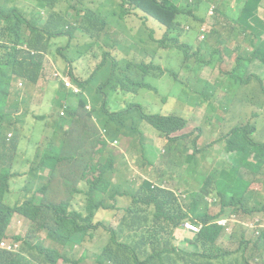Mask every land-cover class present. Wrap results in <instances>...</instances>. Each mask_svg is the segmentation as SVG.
Wrapping results in <instances>:
<instances>
[{
  "label": "trees",
  "instance_id": "1",
  "mask_svg": "<svg viewBox=\"0 0 264 264\" xmlns=\"http://www.w3.org/2000/svg\"><path fill=\"white\" fill-rule=\"evenodd\" d=\"M18 1L20 0H0V64L5 62L2 60L4 48L7 53L6 62L10 66V70L0 77V168L2 161L11 157L5 152L8 149L6 124L12 119L11 111L18 110L29 98L23 89L15 86L17 77L37 82L42 53L57 45L60 38H63L66 45L58 49V52L70 67L71 76V66L94 53L87 50L84 43L81 48L74 45V40L79 35L85 37L94 26V21L88 22L87 19L95 8L93 0H24V8L17 9ZM120 1L119 6L124 11L140 9L148 13V16H144L143 23L148 24L150 29L143 33L144 36H153L155 33V29L151 27L155 25L151 18L165 24L168 27L167 39L179 41L181 36H185V57L203 60L209 69L217 63L228 61L231 53L226 41L229 35L223 36V52H212L207 60L204 45L195 42L192 34L200 32L213 38L223 26L228 27L229 22L238 25L232 32L238 34V39L248 41L251 48L246 50L237 47L232 67L228 71H221V81L197 75L196 79L199 83H204L205 87L195 88V91L200 96L216 83L233 90L237 97L236 105L246 101L249 88H244L245 85L251 83L253 76L258 78L251 68L256 61L264 63L263 22L254 16V9L258 8L261 0H247L244 6L233 10L226 22L216 11L210 15L211 1L214 0ZM176 3L186 4L190 17ZM105 4L111 5L110 12L114 11L113 0H105ZM210 21L216 25L208 29L204 25ZM180 22L184 29H179ZM2 38L10 44H2ZM19 45H30L33 51H22L18 48ZM107 57L103 56L88 79L73 77L81 87L79 94L68 90L63 82L60 83L56 96L59 99L65 97L68 102L66 114H59L53 121V126L60 130L64 123L75 118L89 117L92 124H95L96 119L107 130L110 138L119 142L123 130L133 127V134L139 129L137 123L151 122L153 131L159 138L167 139L169 145L164 149L153 145L149 147L140 137L146 164L153 165L160 160L163 166H176L182 165L185 159L188 163L185 173L200 182L199 187H194L188 193V212L193 213V222L201 225L200 231L194 235L195 241L187 245H178L175 241L174 230L184 220L181 219L188 215L180 214L182 210L181 203H178L179 197L171 190L154 186L147 179L138 189L131 187L132 181L122 182L116 149L108 151L110 156L105 162L108 142L100 140L96 152L79 160L77 175L71 181L56 169V165L64 157L60 155L65 150L63 143L61 147L50 145L42 153L43 159H54L56 162L46 177L39 175L40 165L36 166L30 157L23 161L24 172L0 169V242L7 238L14 214L24 216L32 225L24 236H15L16 241L22 242L18 249L0 248V264H60L57 262L60 256H63L61 259L67 264H80L85 258H90L96 264H171L177 258L185 260L186 264H264V233L259 237L252 235L253 237L248 238L243 227L237 233L233 231L234 227L220 223L221 220L238 218L235 214L242 209L256 224L264 225V187L256 180L260 173L263 172L264 175V165L257 162L253 151L254 148H264V129L257 132V138L254 137L255 125L264 120V117L255 115L250 110L244 113V121L237 112L225 114L222 120H218L215 116L216 107L208 112L204 127L200 126L189 134L193 142L189 145L184 141L188 137L186 134H177L184 129L188 115L181 112L182 107L178 112L175 107L168 114L149 115L144 108L149 95L143 99L144 106L138 102L112 105L110 101L121 88L132 90L135 94L142 88L157 92L150 82L153 76L164 81L165 71L158 69L162 66L164 56L157 55L150 63L145 61V67H140L134 59L119 67L121 58L111 56L110 60ZM111 74L112 77H109ZM185 86L183 80L182 87L176 91L170 90L168 96H173ZM238 86L243 89L237 91ZM216 91L200 98L213 106ZM251 98L248 97V100ZM89 103L91 107H88ZM245 121L247 125L244 124ZM73 124L79 127L81 133L89 129L87 125L74 121ZM224 130L231 132L226 143L223 142L224 137L210 144H199L204 143V135L213 137ZM214 143L223 145V150L216 156L212 155ZM234 151L242 154L239 165H223L220 162L221 154ZM77 155L78 153L73 154ZM209 158L212 162L206 165ZM48 164L45 162V165ZM27 168L30 169L28 172ZM13 178L15 188L10 191ZM84 183L89 184L87 190L82 187ZM80 195H85L87 201L78 202L77 197ZM210 197L221 201L220 211L216 214L208 211ZM129 201L123 207L128 220L119 218L116 222H110L96 218L99 210H113ZM138 202L155 206L153 224L147 222L149 213L141 216L140 209L132 206ZM41 232H46V238L51 239L58 249L46 247L40 236ZM89 238H96L97 253L95 257H91L88 252H82L80 260L78 251ZM230 243L240 247L241 255H234ZM247 250L253 252L249 257L246 256Z\"/></svg>",
  "mask_w": 264,
  "mask_h": 264
},
{
  "label": "rangeland",
  "instance_id": "2",
  "mask_svg": "<svg viewBox=\"0 0 264 264\" xmlns=\"http://www.w3.org/2000/svg\"><path fill=\"white\" fill-rule=\"evenodd\" d=\"M93 1H100V0H93ZM101 2V1H100ZM120 0H113V3L115 4L114 11L110 12L109 17V27L111 29V39L110 41L102 48L94 51V53L85 56L81 59H79L76 63H74L71 66L72 70V82L73 84L78 85L75 80L73 79H80V80H86L89 78V76L93 73L95 68L101 61L103 60V56H108L111 60V56L120 57L122 51H123V43L129 38L131 32H137L141 33L143 35L144 32L149 31L148 24H144V16H148V13L140 10V9H134L131 11L123 10L119 3ZM16 3V2H15ZM12 3L16 6L18 5V8H24V0L18 1L16 4ZM108 9H111V5L106 4ZM129 7V5H127ZM211 17L212 16H208ZM261 20L264 21V15L259 17ZM151 21L149 20L148 23ZM154 25H151L153 27ZM206 28L211 29L213 24L212 23H205L204 25ZM229 34V30L223 26L221 28V31L219 34H216L213 38L206 40L204 38V35L193 33L192 37L193 40L198 39V41L201 44L205 45L204 52L207 53L206 59H210V55L212 52H223V48H225L222 44L223 36H226ZM144 36V35H143ZM264 36V35H263ZM234 39H232L229 43L228 50L230 54V57L228 61L221 63V64H215V66H222V72L230 70V68L233 65L234 59L237 56V47L241 41H243V38L238 39V34L233 33ZM118 38L121 41V45L118 42H115L114 40ZM147 38V37H145ZM63 38L58 39V44L53 46L52 48L48 49L47 51H44L42 53V61L41 66L39 68V76L38 81L33 83L27 78L18 76L15 81V86H17L19 89H23V91L28 94L29 98L26 102H24L26 112L32 113L35 115L38 119H43V122H39V128L35 129L32 137L33 140L30 141V150L29 149H22V150H9L5 149V152L9 153L11 157L6 158L2 161V168L0 169H10L12 172H18L22 171L24 172L25 167L23 166V161L26 157H30L34 159V150L39 145V140L43 135H47L52 132H58L59 130L55 129L53 126V121L57 119L58 115L61 114V111L64 110V103L67 102V99L65 97L59 99L58 96L53 97L51 99V96L53 95V91L56 88H59L58 81L61 79H54L53 78V72L54 71H60L63 75L66 74L68 70H70L67 66L65 61L63 60V57L59 55L58 49H60L63 45L61 41ZM180 42L185 43V38L180 37ZM85 42V37L82 35H79L74 40V45L76 47H82L83 43ZM2 44H10L6 39L2 38ZM197 45V44H196ZM225 45V44H224ZM19 49H22V51H26L27 49L33 51L31 49L30 45L28 46H18ZM3 50V57L2 60L5 62H2L0 64V77L7 71L10 70L9 63L7 61V53L4 48ZM136 52L139 60H142L145 58L142 56V53L136 49ZM180 53L182 56H180ZM186 56V51L183 49L179 52L170 51L167 52L162 60V64L165 68V74H164V81L161 79H158L156 76H153L151 79V84L153 88L157 89L154 91H151L146 88L140 89L138 93H134L132 90L121 88L116 95L112 96L110 101L112 105L119 104V105H126L128 102H138L141 103L144 106V97L147 95L148 102L145 104L144 108L147 112H149V115L155 114V113H167L170 112L174 107H176V112H178L179 108L182 107L181 112L188 113L186 118V125L183 130L179 131L177 134L182 135L186 134L188 137L184 139L186 143H189V145H192V139L189 136V134L193 133L194 130L198 129L200 126L204 127L205 120L207 117L208 112L215 109L220 103H222L227 109H232L231 104L234 94L233 90H228L227 86H222L218 84H213L211 87H209L205 93L201 94L200 96L194 92L192 89L199 88V87H205L204 83L200 82L196 79L197 75L199 74H206L208 77L212 79L218 78L219 81L222 80V72L217 68H208L207 65L204 64L203 60L199 63L193 65L190 67L184 74L183 78L181 76L182 70H184L179 65L182 64V60ZM220 56V55H219ZM109 59L107 61H109ZM148 60V59H147ZM111 64V61L109 62V65ZM258 65H264V63H261L260 61H256L254 65L251 68V71L254 75H258V78L255 76L252 77L251 83L248 85H245L244 88H249L247 91L248 97H254L259 94L261 89H264V68H257ZM71 74V73H70ZM112 77V74L109 76ZM186 83V86L181 88L178 92L174 93L172 96V100L168 106L165 105L166 100L165 97L168 96V93L170 90L176 91L180 87H182L183 80ZM22 82L23 84L20 85L19 82ZM79 89L81 87L78 85ZM68 90H72V88H67ZM243 89L241 86L237 87V91ZM214 90L216 91V95L213 100V106H209L207 100H202L200 97H204L206 95H211ZM236 91V92H237ZM91 103H89L88 107H91ZM47 114H51V117H47ZM244 114V111L242 112ZM209 117L213 118V115L209 114ZM220 118V116H217ZM245 125H247V121L244 122ZM137 126H139V129L136 130L133 134H131V130L133 127L129 129L123 130L120 134V141L117 143L115 155L117 157V164H118V171L119 175L121 177L122 182H128L132 181L133 185L132 188L138 189L143 181L145 179L151 181V183H161L164 178L168 180L169 187L171 188V191L179 197L180 200H178V203H181V212L180 214L188 213L187 216H184L183 219H190L193 216V213L188 212V193L191 189L194 187H199L200 182H196L192 177L185 174V168L188 165V163L184 159V163L182 165H176V166H163L162 161L158 160L157 163L150 165L146 164V159L144 157V151L142 149V146L140 144V137L144 139V142L150 147V145H153L159 149H164L166 146L168 147L169 143L167 139H161L159 138V135L156 134L153 131V125L149 121H144L142 123H137ZM136 127V126H135ZM142 130V131H140ZM225 133H228L227 130H224ZM39 133V135H38ZM176 134V133H175ZM255 138H257L256 135H254ZM204 143H199L201 146L205 144L213 143L214 138L203 136ZM219 138V136H218ZM226 142V140H224ZM223 150V145H220L218 143H214L212 146V155L216 156L218 155L219 151ZM255 153V159L258 163L264 164V148H254L253 149ZM124 154L127 155V158L123 159ZM242 158L241 153H227L223 152L220 156V162L223 165L230 164L233 166H236L239 164L240 160ZM212 162V159H208L205 164L209 165ZM30 169L27 168L28 172ZM25 172V173H26ZM40 175H45L46 172L40 171ZM15 178L11 180V189L10 191L15 188L14 185ZM86 190L89 187V184L84 183L82 185ZM78 202H86V196L80 195L77 197ZM208 202L211 203L208 211L211 214H216L220 211L221 207V201L216 200L214 198H209ZM134 207H137L140 209V215H145L146 213H149L148 221L149 223L153 224L154 221V211L155 206L150 205L147 206L143 202H138L137 204L132 205ZM119 211L116 213V217H114V213H109L106 210H99L96 214L97 219H104V220H112L114 218V222L118 221V219L121 217L123 219L128 220V216L126 213L125 208L119 207ZM237 215V219L233 220L231 223L234 225V232L239 233L241 231V228L243 227L246 231V236L248 238L253 237L252 236V230L254 229V222L250 220L252 217H247L246 214L242 209H239L238 212L235 214ZM164 220L163 218L161 219ZM223 223H227V221H222ZM197 228L193 230L192 232L186 233L182 237L178 239V242L180 244H189L193 243L195 241V232L199 231L200 225L196 226ZM32 228V225L30 224V221L24 218L23 216L19 214H14V216L11 219V222L9 224V228L7 231V240L9 242H15V236L17 235H25L27 232H29ZM250 229V230H249ZM46 232H41L40 236L44 240V245L49 248H55L58 249V246L51 240L46 238ZM6 241V240H5ZM18 243L19 248L20 245H22L21 241L16 242ZM229 246H231L233 249L236 247V244L230 243ZM96 238L94 239H88L84 242L82 249L79 252L80 260H81V253H89L91 257H95L96 255ZM71 253L73 251H70ZM246 253H252L251 250H248ZM63 256H60L58 258L57 262H60V264H67L61 259ZM82 263L80 264H96V262H93L90 258H85ZM137 264V263H136ZM171 264H186L185 260H181L177 258L176 262H172Z\"/></svg>",
  "mask_w": 264,
  "mask_h": 264
},
{
  "label": "clouds",
  "instance_id": "3",
  "mask_svg": "<svg viewBox=\"0 0 264 264\" xmlns=\"http://www.w3.org/2000/svg\"><path fill=\"white\" fill-rule=\"evenodd\" d=\"M100 1H94V7L95 8L87 16L88 22L90 20L94 21V26H92L91 30H89L87 32V34L85 36V42H84L87 50L89 49L90 51H96V50L104 47L111 39V29L109 27L110 11L105 4V0H100ZM246 1L247 0H240L239 5L244 6ZM263 2H264V0H261L258 8L254 9V16L255 17H261L259 14V10H260V7L262 6ZM211 4H212V6H211L212 10L210 11V15L214 14V11H216L215 12L216 14H219V15H222V16L229 18L228 16L230 15V0H214V1H211ZM177 5L181 9H185V15L190 17V11H189V8H186L187 7L186 4H177ZM151 19H153V18H151ZM153 21H155L158 25V29L156 28L153 36H142L140 33H137V32H134V33L131 32L130 33L129 38L123 43V51H122L120 57H117L118 59L121 58L120 63H119V67L128 63L132 59H134L140 67L141 66L145 67L144 62L146 61V62L150 63L154 59V57L157 55L164 56L167 52H170V51L178 52V51L184 49V47L186 46V41L184 43V42H180V41H174L171 38L167 39L166 32L168 30V27L163 23H159L155 19H153ZM262 22H263V20H262ZM208 23L213 24V21H210ZM179 29H184L181 22L179 25ZM185 29L186 30L188 29V25L185 26ZM197 34L204 35V38L207 40L205 33L197 32ZM145 37H147V38H145ZM181 37H185V36H181ZM114 41L121 43V41L118 38H116ZM197 42L199 44H201L198 41V39H197ZM61 43L65 44L64 41H61ZM136 49H138V51H140L142 53V56L145 58V60L144 59H142V60L138 59L137 55H139V54H137ZM200 61H202V60H199V59H196L193 57H184V59L182 60V64L179 65L180 67H182L184 69L180 73L182 78H183V74L190 67L199 63ZM68 68L70 69V67H68ZM165 68H168V67H164L162 65L158 69H162L163 71H165ZM168 69L170 70V68H168ZM68 73L72 79V76L70 74V70H68ZM61 82H63L65 84V82L63 80H60V81H58L59 86H60ZM21 83L22 82L20 81L19 84L21 85ZM73 85L79 89V87L76 84H73ZM65 86H66V84H65ZM66 87L72 88V87H68V86H66ZM57 89H59V88L54 89L53 97L56 96V90ZM72 89H73L75 94H79L81 92V89H79L78 91H76L74 88H72ZM170 97H172V96L165 97V100L166 101L168 100V103L167 102L165 103L166 106H168L171 102ZM67 102L64 103V106H63L64 110L61 111V115H63V116L66 114ZM254 104L258 105L259 102L255 100ZM170 112H167L164 114H168ZM11 115H12L11 121L7 122V124H6L7 125V133H6L7 148L9 150H14V149L18 150L22 141H26L29 144L30 141L33 140L32 135H33L35 129L39 128L38 123L43 122L44 120L38 119L32 113L26 112L24 105H22L18 110L11 111ZM51 116H52L51 114H47L48 118ZM27 119H30V120H27ZM73 121L75 123L87 125V126H89V129L87 130V132L81 133L78 130L79 127H77V125L73 124ZM263 122L261 121L260 123L256 124L255 127L256 128H263L264 127ZM229 134H227L226 136L228 137ZM254 134L256 135L257 131H255ZM38 135H39V133H38ZM102 139L105 142L109 143V147L107 148V155H106V162H107L109 159V156H110V154H108V151L111 149H116L118 141L110 138L109 134L107 133V130L104 129L102 127V125L97 120L95 121V125H92L90 123L89 117L75 118V119L71 120V122L64 123L58 132H52V133H49L47 135H43L41 137V139L39 140V145L34 150V159L33 160L35 161L36 166L40 165L41 171H44V172L49 171L50 172V169H52V167L56 164V162L54 159H49V160L43 159L42 153L46 149H49L50 145L61 147L63 145V143H65V150L64 151L62 150V152L60 154L61 156L64 155L63 160L58 162V164L56 165V169L62 175H64L67 179H69L71 181V180L75 179V177L77 175L78 168H79V160L85 156H89V155L93 154L95 152V148L98 145V142ZM224 140L227 141L228 138H226ZM224 143H226V142H224ZM67 153H68V155H67ZM75 153H78V155L73 156V154H75ZM234 153H236V151H234ZM45 162H48L49 164L45 165ZM41 176L46 177L45 175H41ZM164 179L161 183H156L153 185L157 186V187H161V188L171 190V188L165 184ZM79 182H80V180L78 179L77 183H79ZM129 203H130V201L127 203H123L120 205V207H124L125 205H128ZM101 210H106L109 213H114V217H116V213H118V211H119L118 208L113 209V210H107V209H101ZM236 219L237 218H235L233 220H236ZM98 220H100V219H98ZM102 220H104V219H102ZM233 220H221L220 223L232 228V227H234V225H232V223H231ZM250 220H252V219H250ZM104 221L114 222V218L112 220H104ZM222 221H227V223H223ZM188 223L196 225V226L199 225L197 223H194L192 218L184 219L181 222V224L179 226H177L174 230L175 241L178 245H184V244H180L178 242V239L181 237V236H178L176 233L178 229H185L187 232H192L194 230V229L192 231L190 230ZM200 229H201V225H200ZM200 229H199V231H200ZM199 231H197V232H199ZM251 232H252V235H255L256 237L261 236L264 233V225H258L254 222V229ZM3 240L8 241L7 239H3ZM1 242H0V244H1ZM16 242H18V241L15 240V242H9V243H16ZM0 248H2V247L0 246ZM239 249H240L239 246H236L233 249L232 252L235 253L234 255H241V251H239ZM11 250H16V249H11ZM251 254H253V252L249 253V254L246 253V256L249 257Z\"/></svg>",
  "mask_w": 264,
  "mask_h": 264
},
{
  "label": "crops",
  "instance_id": "4",
  "mask_svg": "<svg viewBox=\"0 0 264 264\" xmlns=\"http://www.w3.org/2000/svg\"><path fill=\"white\" fill-rule=\"evenodd\" d=\"M239 1L240 0H230V16L232 15V13H233V10L235 9V8H237L238 6L239 7H242L241 5H239ZM259 14H260V16H263L264 15V2L262 3V6L260 7V10H259ZM218 16L224 21V22H226V21H228V18L227 17H225V16H222V15H219L218 14ZM151 21L155 24L154 26H153V28L156 30V28L158 29V25H157V23L155 22V21H153V19H151ZM230 24L228 25V27H226L228 30H229V36H228V39H227V41H226V44L227 45H229V43H230V41L232 40V39H234V37H233V32H232V30H233V28H235V27H239L238 25H236L235 23H232V22H229ZM213 25H216V23H213ZM225 25V24H224ZM223 26V25H222ZM261 29L263 30V33H264V21H263V25H262V27H261ZM206 37H207V40H209V39H211V37H209L208 35H206ZM185 39H186V37H184ZM195 42H197V39L195 40ZM120 45H121V43H120ZM204 45V44H203ZM238 47L239 48H243V49H248V48H251V45H250V43L248 42V41H245V40H243V41H241L240 43H239V45H238ZM204 48H205V45H204ZM213 68H217V69H219L220 71L222 70L221 68H222V66H213ZM257 68H264V65H260V66H258ZM264 73V72H263ZM199 75H202V76H206V77H208L206 74H199ZM264 76V75H263ZM219 78V77H218ZM218 78H216V79H212V78H210V77H208V79H212V80H217ZM194 92H196L195 91V89L193 90ZM197 93V92H196ZM232 97H233V100H232V104H231V107H232V109H227L222 103H220L218 106H217V112L215 113V116H216V118L218 119V120H222V118L224 117V115L225 114H233L234 112H237V114L238 115H240V116H242L243 117V121H244V119H246V117L244 116V114H242V112L244 111V113L246 112V111H250V110H253L254 111V113H255V115H261V116H263L264 117V89H261V91L259 92V94L258 95H256V96H254V97H252L251 98V100H248V96H247V99H246V101L245 102H243L242 104H240V105H236L235 104V100H236V95L235 94H233L232 95ZM51 99H53V95L51 96ZM170 99L172 100V97H170ZM258 101L259 102V104L258 105H255L254 104V101ZM24 108H25V105H24ZM220 116V118H218L217 116ZM27 120H30V119H27ZM95 121H96V119H95ZM264 120H262V122H263ZM91 123V122H90ZM264 123V122H263ZM92 124V123H91ZM38 125H39V123H38ZM92 125H95V124H92ZM262 129H264V127L263 128H256L255 129V131H259V130H262ZM231 134V132H229L228 131V133H225V132H223V133H218V134H215L212 138H214V141H216V140H219V139H221V138H224V139H226V138H229L230 137V135L228 136V137H226V135L227 134ZM218 136H219V138H218ZM224 139H223V141H224ZM97 148H98V145H97V147L95 148V152H96V150H97ZM22 149H29L30 150V145L28 144V142H26V141H22L21 142V144H20V146H19V149L18 150H22ZM231 153H234V152H231ZM107 155V154H106ZM90 156V155H89ZM89 156H86V157H89ZM27 158V157H26ZM25 158V159H26ZM123 158H127V155L126 154H124V157ZM31 159V161H33V159L32 158H30ZM92 162V161H91ZM105 162H106V156H105ZM239 165V164H238ZM264 165V164H263ZM88 171V170H87ZM262 171H264V168L262 169ZM48 173H49V171H46V174H45V176H47L48 175ZM256 180L264 187V175H263V172L262 173H260L258 176H257V178H256ZM164 181H165V184L167 185V186H169V184H168V180L165 178L164 179ZM177 235L178 236H183V235H185L186 233H189V232H187L185 229H178L177 230Z\"/></svg>",
  "mask_w": 264,
  "mask_h": 264
},
{
  "label": "built area",
  "instance_id": "5",
  "mask_svg": "<svg viewBox=\"0 0 264 264\" xmlns=\"http://www.w3.org/2000/svg\"><path fill=\"white\" fill-rule=\"evenodd\" d=\"M53 78L55 79H61L65 82L66 86L68 87H72L74 88L76 91H78L79 89L73 85L72 83V79L68 73V71L66 72L65 75H63L60 71H54L53 72ZM188 226L190 228V230L192 231L193 229L195 230L197 227L196 225H193V224H190L188 223ZM0 246L4 249H8V250H11V249H17L18 247V243H9L8 241H5L3 240L0 244Z\"/></svg>",
  "mask_w": 264,
  "mask_h": 264
}]
</instances>
